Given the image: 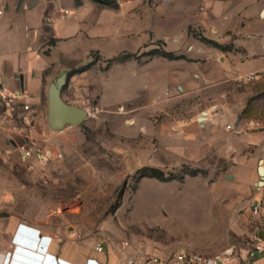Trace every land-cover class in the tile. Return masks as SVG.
<instances>
[{
  "label": "rangeland",
  "instance_id": "rangeland-1",
  "mask_svg": "<svg viewBox=\"0 0 264 264\" xmlns=\"http://www.w3.org/2000/svg\"><path fill=\"white\" fill-rule=\"evenodd\" d=\"M153 44L164 50L161 42ZM133 47L126 42L99 50L109 59ZM143 53L138 51L129 65L113 64L107 71L99 58L89 72L57 87L61 104L85 113L75 125L51 118L47 88L34 127L14 119L23 129L20 144L28 137L62 158L35 171H28L16 154L1 158L0 188L13 193L5 212L53 222L80 241L93 239L115 249L128 243L166 255L179 250L209 257L235 254L247 250L254 238L264 241V219L250 214L253 203L264 205V177L257 173L259 166L264 171V73L246 84L214 89V94L226 95L221 105L239 126L247 122V133L262 134L261 145L243 149L238 144L237 151L198 149L188 142L195 135H182L181 127L187 125L179 122L200 114L212 99L182 96L172 83L165 88L166 82L157 78L150 83L148 99L142 87ZM149 68L154 77L169 71L154 64ZM236 128L232 123L226 131ZM237 154L258 156L252 172L237 164ZM144 167L174 179L140 178ZM194 170L202 173L189 176Z\"/></svg>",
  "mask_w": 264,
  "mask_h": 264
},
{
  "label": "crops",
  "instance_id": "crops-1",
  "mask_svg": "<svg viewBox=\"0 0 264 264\" xmlns=\"http://www.w3.org/2000/svg\"><path fill=\"white\" fill-rule=\"evenodd\" d=\"M104 3L91 0H0V81L7 91H25L31 96V127L42 111L45 89L49 102L51 89L56 90L63 79L65 83L75 75L83 76L96 66L68 76L73 69L93 61L91 55L98 57L97 61L103 59L105 62L121 54L136 55L138 51L158 50L153 43L159 41L163 51L183 56L185 60L169 61L158 56L142 58V87L148 99L150 83L155 78L165 81V88L172 83L170 85L183 92L182 96L201 94L205 101L212 99L213 104L206 105L200 114L179 122L187 125L181 127L182 135H195L193 141L188 142L205 150L222 147L223 150L237 151L238 144L243 149L261 145L262 134L247 133L250 128L247 122L239 126L232 112L221 105L226 95L214 94V89L237 85L243 77L253 75L255 78L264 73V0H108ZM63 11L68 12L64 17ZM198 35L230 47V50L221 51L206 45ZM51 40L54 45L48 46ZM126 42H131L133 50H122L109 59L99 50ZM93 43L94 47L91 46ZM132 60L115 65H129ZM152 64L169 68V71L163 74L158 71L154 77L149 72ZM164 95L169 96L165 92ZM198 118L203 121L199 122ZM194 122L198 123L197 126ZM232 123L235 127L238 125L234 133L226 131ZM21 131L23 129L14 125V120L0 119L2 146L13 149L24 146L28 137H24L25 143L20 144ZM14 154L19 158L14 151L0 159ZM257 157L237 154L234 160L237 164L247 165L252 172ZM8 196L13 197V193L0 188V264H11L18 249H28L22 243L12 244L19 226L30 227L40 237L48 238L49 246L43 251L37 247L28 249L39 256V264L45 258L48 260L46 264H52V260L56 264L59 261L85 264L88 259L97 264H128L130 259L135 264H142L144 258L170 256L142 250L134 244L115 249L93 239L80 241L72 238L69 230L55 227L53 222L5 212ZM30 240L35 241L34 238ZM98 244L103 248L100 253L94 250ZM15 247L18 249L14 254ZM246 252L243 249L233 254L232 260L239 262L246 257Z\"/></svg>",
  "mask_w": 264,
  "mask_h": 264
},
{
  "label": "built area",
  "instance_id": "built-area-1",
  "mask_svg": "<svg viewBox=\"0 0 264 264\" xmlns=\"http://www.w3.org/2000/svg\"><path fill=\"white\" fill-rule=\"evenodd\" d=\"M63 17L67 15V11L62 12ZM254 78L253 75L243 77L238 80L239 84H246ZM31 96L25 91L11 92L3 88V83L0 81V119H19L25 124L32 121V106L30 103ZM17 152L19 160L28 171L45 170L51 163L56 162L62 158V153L59 151H53L45 146H40L32 139L28 138L27 143L24 146L18 148H5L0 143V157L3 155H9L13 152ZM250 214L258 219H264V205L260 202H255L250 207ZM19 243L31 242L33 247L41 251L48 248L49 240L47 237L38 236L39 233L30 227H18ZM34 238L35 241L30 240ZM40 239V240H39ZM39 243V245H37ZM123 248L128 247V243L122 244ZM95 252H102L101 245H96ZM7 254L6 256H9ZM233 253L226 251L222 255L205 256L200 253L191 251L179 250L172 255L165 258L151 257L144 258L142 264H264V241L260 238H254L246 252V257L239 262L232 260ZM42 259V258H41ZM7 258L5 259V261ZM46 262L48 260L45 258ZM60 264H64L59 261ZM128 264H135L133 260H128ZM52 264H56L52 260ZM85 264H97L94 260L88 259Z\"/></svg>",
  "mask_w": 264,
  "mask_h": 264
},
{
  "label": "trees",
  "instance_id": "trees-1",
  "mask_svg": "<svg viewBox=\"0 0 264 264\" xmlns=\"http://www.w3.org/2000/svg\"><path fill=\"white\" fill-rule=\"evenodd\" d=\"M194 36H197V35H194ZM198 39L202 43H204L206 45H209V46H212V47H214L216 49H219L221 51L230 50V47L220 46V45L214 43L213 41H210V40H207V39L201 37L200 35H198ZM53 45H54V41L51 40L49 42L48 46H53ZM142 56L143 57L158 56V57H162L164 59H167L169 61L185 60V57H183V56H175L172 53H168V52H165L163 50L162 51L153 50V51H150L148 53L143 54ZM137 58L138 57L135 54H121V55H119L116 58H113V59L105 61L106 67L103 70L107 71L115 63H123V62H125L127 60L137 59ZM97 60H98V57H96L95 61L90 62V63L86 64L85 66H82V67H80L78 69H73L72 71H70L68 73V76L70 77V76H73L75 74H81V73L89 70L96 63ZM199 173H202V172L194 170V171H191L188 175L191 176V177H194V176H196ZM139 174H140L139 175L140 178H154V179H156L158 181H161V182H165V181H169V180L174 179L172 175L167 177L161 170L148 168V167L142 168L140 170ZM179 180L182 181L183 177H180Z\"/></svg>",
  "mask_w": 264,
  "mask_h": 264
},
{
  "label": "water",
  "instance_id": "water-1",
  "mask_svg": "<svg viewBox=\"0 0 264 264\" xmlns=\"http://www.w3.org/2000/svg\"><path fill=\"white\" fill-rule=\"evenodd\" d=\"M99 3L105 4L104 0H100ZM61 85L57 86L60 88ZM58 88L56 90L54 88L51 89L49 94V109L52 112L51 118H65L66 120H70V123L72 125H75L77 120L85 115L84 112L79 111L73 107L65 106L61 104L59 94H58ZM58 103V104H57ZM204 115V113H203ZM198 121H203V118H198ZM257 173L260 177H264V172L262 171L261 166L257 168ZM22 244L27 247L28 249H36L33 247V244L31 242H22ZM17 250L16 256H14V260L11 264H39V256L34 255L30 250ZM42 264H46V260H43Z\"/></svg>",
  "mask_w": 264,
  "mask_h": 264
},
{
  "label": "clouds",
  "instance_id": "clouds-1",
  "mask_svg": "<svg viewBox=\"0 0 264 264\" xmlns=\"http://www.w3.org/2000/svg\"><path fill=\"white\" fill-rule=\"evenodd\" d=\"M19 236V232H18V230H16V233H15V235L13 236V239H12V244L15 246L16 245V243H18L19 244V242H18V240H17V237ZM38 236H40V235H38ZM18 249V247H15V249H14V254H15V252H16V250ZM46 249V248H45ZM41 250L43 251L44 249L43 248H41ZM59 264H60V262H59Z\"/></svg>",
  "mask_w": 264,
  "mask_h": 264
},
{
  "label": "flooded vegetation",
  "instance_id": "flooded-vegetation-1",
  "mask_svg": "<svg viewBox=\"0 0 264 264\" xmlns=\"http://www.w3.org/2000/svg\"><path fill=\"white\" fill-rule=\"evenodd\" d=\"M92 2H99L100 0H91ZM105 2L108 1V0H104ZM68 14V12H67Z\"/></svg>",
  "mask_w": 264,
  "mask_h": 264
},
{
  "label": "bare ground",
  "instance_id": "bare-ground-1",
  "mask_svg": "<svg viewBox=\"0 0 264 264\" xmlns=\"http://www.w3.org/2000/svg\"><path fill=\"white\" fill-rule=\"evenodd\" d=\"M262 171H263V169H262ZM264 172V171H263Z\"/></svg>",
  "mask_w": 264,
  "mask_h": 264
}]
</instances>
